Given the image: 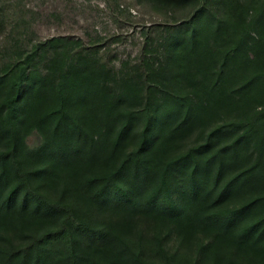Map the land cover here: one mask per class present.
Instances as JSON below:
<instances>
[{"label":"trees","instance_id":"1","mask_svg":"<svg viewBox=\"0 0 264 264\" xmlns=\"http://www.w3.org/2000/svg\"><path fill=\"white\" fill-rule=\"evenodd\" d=\"M150 1L188 13L155 25L130 74L84 50L66 64L51 40L0 74V208L40 216L0 217V231L34 229L0 247V264H143L119 237L160 218L188 243L204 237L194 264H264V0ZM38 129V146L19 142ZM44 175L62 199L33 186ZM51 210L61 224L39 232Z\"/></svg>","mask_w":264,"mask_h":264},{"label":"rangeland","instance_id":"2","mask_svg":"<svg viewBox=\"0 0 264 264\" xmlns=\"http://www.w3.org/2000/svg\"><path fill=\"white\" fill-rule=\"evenodd\" d=\"M187 13V10H171L150 0H0V74L8 73L10 66L20 64L18 61L36 45L50 40L52 43L46 45L48 52H58L66 64L75 53L84 50L107 67L121 71L124 67L130 74L144 43L149 40L157 44L162 28L155 25L167 22L173 25ZM50 54L48 57H52ZM38 68L44 69L43 65ZM19 72L18 69L10 74L15 76ZM39 134V129L34 130L19 142L34 148L41 142ZM191 142L185 139L179 142L174 148L175 153L185 150ZM132 148L134 145L128 146L129 150ZM45 177H33V186L53 200L62 199L63 187L52 184ZM25 200L30 208L45 210L34 197L28 196ZM68 202L72 204L70 199ZM75 207L85 210L80 203ZM21 209L17 203L6 204L0 208V217L22 227L40 217L31 211L22 213ZM49 215L48 223L45 222L39 232L61 224L63 216L60 213L51 210ZM172 229L160 218L152 221L150 226L140 223L131 231L125 230L119 239L128 260L135 253L143 264H194V255L204 245V237L200 235L188 243ZM33 230L0 231V247L27 245ZM48 249L56 256L68 251L64 240L52 242ZM196 262L213 264L202 255Z\"/></svg>","mask_w":264,"mask_h":264}]
</instances>
